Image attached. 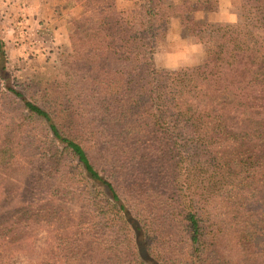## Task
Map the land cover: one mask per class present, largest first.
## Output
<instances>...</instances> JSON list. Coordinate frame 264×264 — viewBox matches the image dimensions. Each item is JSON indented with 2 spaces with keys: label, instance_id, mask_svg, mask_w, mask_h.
<instances>
[{
  "label": "trees",
  "instance_id": "obj_1",
  "mask_svg": "<svg viewBox=\"0 0 264 264\" xmlns=\"http://www.w3.org/2000/svg\"><path fill=\"white\" fill-rule=\"evenodd\" d=\"M240 1L235 23L195 21L190 30L207 54L175 72L152 60L162 32L157 1L144 0L133 15L116 7V44L98 45L102 58H116V91L52 92L47 107L12 85L0 36L2 94L20 99L53 134L19 163L12 153L19 144L0 138V168L25 166L27 224L53 212V184L75 160L104 192L90 200L95 217L83 234L93 239L94 226L112 228L115 264L116 252L119 264H234L222 255L225 244L264 264V0ZM14 221L11 233H0L3 247L21 237L25 220ZM180 232L178 247L168 243Z\"/></svg>",
  "mask_w": 264,
  "mask_h": 264
},
{
  "label": "rangeland",
  "instance_id": "obj_2",
  "mask_svg": "<svg viewBox=\"0 0 264 264\" xmlns=\"http://www.w3.org/2000/svg\"><path fill=\"white\" fill-rule=\"evenodd\" d=\"M155 1L160 9L158 25L162 28L158 41L174 30L173 25L182 30V38H195V32L190 30L195 27V21H216L220 4L231 5L229 11L235 15L234 21L220 24L239 21L242 13L240 0ZM117 3L126 4L119 10L133 15L144 0H0V36L5 42L12 85L45 107L48 104L44 95L52 92L62 91L66 96L72 92L93 94L96 89L116 91V58H102L98 45L102 41L116 44ZM101 9L107 12L97 14ZM2 91L0 85V97L4 98V108L0 105L1 143L19 144L12 149L16 163L29 162L31 155L35 158L37 147L40 151L39 147L48 146L53 134L20 99ZM95 107L87 108L88 117L93 116L91 111ZM241 121L240 115H234L231 124L239 127ZM24 167L16 165L9 171L6 167L0 168V233H11L14 228L11 221L25 220L19 241L5 247L0 245V263L115 264L108 258V247L114 241L112 228H105L104 224L94 226L97 233L93 239L83 234L85 224L95 217L89 211L90 200L103 198V187L85 179V172L77 166V161L66 162L61 166L63 176L53 184L60 205L51 214L39 213L32 224H27L30 213H25L22 201H26L29 181ZM182 235V232L174 233L168 243L178 247ZM232 251L230 245H223L222 255L227 261L255 264ZM117 255L120 254L116 252V264H119Z\"/></svg>",
  "mask_w": 264,
  "mask_h": 264
},
{
  "label": "clouds",
  "instance_id": "obj_3",
  "mask_svg": "<svg viewBox=\"0 0 264 264\" xmlns=\"http://www.w3.org/2000/svg\"><path fill=\"white\" fill-rule=\"evenodd\" d=\"M124 3H117V9L126 7ZM231 5L220 4L216 13L217 22L234 21L235 15L229 11ZM202 16V13H197ZM174 30L168 31L163 40L157 42L152 52V60L157 69L175 72L193 68L206 56L204 44L192 37L182 38V30L173 25Z\"/></svg>",
  "mask_w": 264,
  "mask_h": 264
}]
</instances>
